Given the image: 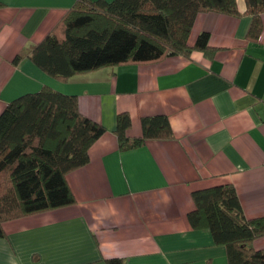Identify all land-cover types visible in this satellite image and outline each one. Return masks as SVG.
<instances>
[{
  "label": "crops",
  "instance_id": "obj_1",
  "mask_svg": "<svg viewBox=\"0 0 264 264\" xmlns=\"http://www.w3.org/2000/svg\"><path fill=\"white\" fill-rule=\"evenodd\" d=\"M0 112L18 95L49 84L76 94L81 111L106 127L89 163L68 175L77 202L8 222L0 264H228L225 245L187 217L194 189L232 182L248 218H264V12L258 39L252 15L200 12L189 42L209 33V50L167 55L60 81L26 53L75 0H2ZM26 55V54H24ZM128 110L130 134L141 117L167 114L175 138L119 148L114 129ZM255 249L264 247V235Z\"/></svg>",
  "mask_w": 264,
  "mask_h": 264
},
{
  "label": "trees",
  "instance_id": "obj_2",
  "mask_svg": "<svg viewBox=\"0 0 264 264\" xmlns=\"http://www.w3.org/2000/svg\"><path fill=\"white\" fill-rule=\"evenodd\" d=\"M252 15L248 35L259 38L264 0H244ZM1 5V3H0ZM216 11L238 15L237 0H75L53 28L30 49L18 53L45 73L69 81L79 73L131 62H151L167 55L189 57L209 50V33L189 42L195 17ZM128 110L119 111L113 130L122 150L148 139L175 138L167 114L141 117L140 134H130ZM85 115L76 94L44 84L9 100L0 112V237L6 223L77 202L68 175L89 163L90 148L105 132ZM194 207L187 217L194 228L206 227L227 250L228 264H264V247L252 242L264 235V218H248L232 182L192 190ZM106 264H127L121 256Z\"/></svg>",
  "mask_w": 264,
  "mask_h": 264
},
{
  "label": "rangeland",
  "instance_id": "obj_3",
  "mask_svg": "<svg viewBox=\"0 0 264 264\" xmlns=\"http://www.w3.org/2000/svg\"><path fill=\"white\" fill-rule=\"evenodd\" d=\"M237 2H238V0H237ZM0 3H1V5H0V7H4L5 6V3L2 1V0H0ZM206 12H216V11H206ZM65 14V13H64ZM64 14L62 15V16H64ZM252 24V20H251V22H250V24H249V26ZM12 220H10V222H11ZM9 222V221H8ZM7 222V223H8ZM9 222V223H10ZM7 223H6V225H7Z\"/></svg>",
  "mask_w": 264,
  "mask_h": 264
}]
</instances>
